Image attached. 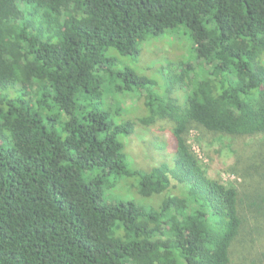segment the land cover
Listing matches in <instances>:
<instances>
[{
    "label": "trees",
    "instance_id": "trees-1",
    "mask_svg": "<svg viewBox=\"0 0 264 264\" xmlns=\"http://www.w3.org/2000/svg\"><path fill=\"white\" fill-rule=\"evenodd\" d=\"M178 29L199 71L168 64L163 93L119 69ZM263 57L264 0H0V264H264ZM108 92L172 127L169 161L135 163ZM193 132L231 141L241 181L210 177ZM127 180L138 200L104 199Z\"/></svg>",
    "mask_w": 264,
    "mask_h": 264
},
{
    "label": "rangeland",
    "instance_id": "rangeland-1",
    "mask_svg": "<svg viewBox=\"0 0 264 264\" xmlns=\"http://www.w3.org/2000/svg\"><path fill=\"white\" fill-rule=\"evenodd\" d=\"M193 48V40L184 29L180 31L179 29L177 31H166L160 37L144 43L139 56L122 58L119 69L130 67L136 73L149 77L157 83L156 90L164 93L169 74L167 69L168 64H171L175 68L180 64L190 63L198 70V62ZM192 77H194V74H192ZM182 87L188 91L187 84H183ZM178 91L180 93L178 92L179 94H177L183 96L184 91ZM105 98L113 107H117L116 100H119V106L122 107L123 111H128L126 113L128 114V118L126 119H131L137 123L134 134L128 139L127 152L139 167L147 170L171 159L174 153V139L171 133L172 127L169 124L160 122L153 127L146 128L139 123V119L144 115L143 106L140 105V102L138 106L136 102L124 99L118 95L115 96V94L110 92L105 94ZM252 140L247 139L246 144H251ZM229 142L223 140L216 141L208 134L204 138L197 132H193L189 139L190 145L199 159L204 163L211 178L224 182L241 181L238 178L240 176L231 172L234 157L228 149L227 145H229ZM0 143H3L5 148H11V145L4 143L2 140H0ZM242 146L241 142L240 147ZM127 181V184L122 183L108 188L110 192L104 196V199L109 203L121 199L135 200L137 198L138 200L140 198L138 190L132 186L134 181ZM128 185H131L132 188Z\"/></svg>",
    "mask_w": 264,
    "mask_h": 264
}]
</instances>
